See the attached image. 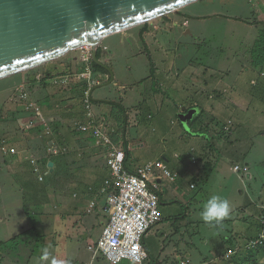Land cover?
I'll use <instances>...</instances> for the list:
<instances>
[{
  "label": "crops",
  "instance_id": "1",
  "mask_svg": "<svg viewBox=\"0 0 264 264\" xmlns=\"http://www.w3.org/2000/svg\"><path fill=\"white\" fill-rule=\"evenodd\" d=\"M182 16L185 21L183 26L177 22L176 25L168 21H163L160 24L152 22L148 23L147 28L143 27L137 31V37L146 46L147 50L154 46L158 54H161V52L166 54H161L160 59H158L161 63L165 64L169 60V55L172 57V65L162 70L163 77L158 75L160 71L157 65L154 66L153 64L152 75L147 81L152 80L153 84L158 82V88L153 92L151 86V90L149 89L147 92L148 96L144 97L139 104L126 107L125 95H120V99L115 100L100 96L95 98L97 89L108 87L115 82L116 77H112L109 71L106 75L94 76L95 83L89 88L91 110L95 115L96 127L110 139L112 145L126 153L127 161L129 160L128 169L135 172L139 167L153 164L156 171L161 222L153 227L144 239V247L148 253V258L145 260L147 264H153L151 260H155V264H214L213 258L209 260L206 257V251L212 253L215 258L221 257L219 255L222 254H214V250L212 251V248L217 247V245L211 240H214V238L224 240L219 231L222 225L225 224V220L222 221L223 224H221L222 222L217 224L215 231L211 224L202 220L200 212L205 205L202 203V198L205 196V187L209 184V181L211 182L214 175L219 172L224 173V165H221L216 150L226 148V143L224 144L223 140L227 137L231 138L239 123H236L234 118H230L228 125H225L222 131L215 129L213 125L217 121L216 115L221 110H237L241 105H250L249 98L245 96L243 91H240L239 86L219 87L216 82L213 84L212 91L206 92L203 90L201 86H209L208 81L205 79L204 72H192V68H194L193 58L187 60L184 69L179 71L174 69L177 62L182 58L179 53H176V49L170 50L168 48L173 42L179 44L178 39L173 41L176 40L172 37L174 29L176 27L183 28L182 30L186 35L193 32L187 20L188 16L185 14ZM143 29H146L144 33ZM128 32L120 34L124 38H132L135 34L129 36ZM102 49L105 50L107 47ZM103 54L106 55L105 52ZM253 59L251 55V62ZM100 61L105 65L109 64L104 59H100ZM253 66L256 65L253 64ZM249 68L252 67L249 66ZM46 73L50 75L47 79L55 77L49 71ZM64 73L66 74L64 78L69 77L70 79L66 84L56 81L55 84H58V86L52 85L47 80L41 82L45 77V73L41 78L37 76V82H33V78L27 82L25 81L22 88L25 90L29 101L40 105L41 117L32 112L29 124L23 128L17 127L18 131H15L13 136L18 135L19 137L21 134V139H24L23 142H20L21 144L19 143V146L13 139H11L12 141L4 139L1 142L0 154L2 159L5 158V164L0 162V252L5 248H10L9 244L16 238V235L19 232H24L27 228L24 219L27 218L24 210V200H21V198L17 202L16 198L22 192L17 194V190L21 189L22 183L25 184V189L31 184L33 186V183L41 184L36 177L46 172L45 175L49 178L51 192L46 191L45 195L42 194V198L46 201L45 206L60 205L61 212L69 215L67 217L68 224L65 225L68 227L72 222L73 224L68 229L71 227L74 231L82 233L81 237L88 239V251L93 255L91 263L98 260L100 264H113L95 250L97 241L109 219V214L105 210L106 195H102L104 181L110 177L106 149L97 146L92 135L77 131V125L87 122L85 95H81L80 90L82 88L77 89L80 84L75 80L74 76L76 74L74 75L68 69ZM183 74H188L193 81L191 86H194L193 91L188 90V94L181 98L174 95L169 96V90L176 87ZM226 74L230 75V73ZM159 76L161 78L166 76V81L165 79L162 83L159 82L160 80L157 81ZM38 82L41 85L37 87L40 89V102L35 101L28 90L32 85H39ZM236 84L239 85V81ZM250 84L255 87L259 85L258 80L253 79ZM21 101L23 103V114L28 116L27 101L24 99ZM189 111H194L193 117L183 122L180 116ZM197 112H200V114ZM140 115L143 116L142 122L144 123L136 118ZM196 119H199V127L192 128V130L188 127L190 130H185V126H190L192 121L194 122ZM35 120H37L36 123ZM133 120H137L135 124H132ZM32 121L34 127H31ZM179 122L184 128V133L175 136L174 133ZM148 123L150 126L147 125ZM229 124L235 125L229 126ZM36 125H40L41 128L48 125L51 130L49 135L46 134L45 128L40 130L44 153L42 157H40L39 151H34L31 142L27 139L28 137H34L32 130ZM132 125L141 126L142 130L136 135L132 133L133 137L128 139V129ZM171 137L173 140H171ZM14 139L16 140V138ZM137 139L141 140L142 143L136 144ZM7 146H9L8 149L6 148L7 150L3 151L2 147ZM160 146H164L163 149L158 148L160 151L155 153L153 150ZM132 148L138 155H140L139 151L149 154V157L141 155V161L138 162L131 156ZM249 153L244 154L245 159H242V165L245 167H251L250 163L252 161L250 160V163L246 162L247 157L250 159ZM226 158H229V160H223L227 165L226 169H228V163L233 162L229 156ZM45 161L47 162L46 165H44ZM259 163L263 164V161ZM160 164L166 167L170 175H166L162 171L159 167ZM236 166L238 164H234V167ZM51 193L52 202L50 200ZM93 203H95L94 207L92 206ZM17 204H20L21 215L17 213ZM85 214L93 215L91 221L85 220ZM57 220H59V217H57ZM64 220L65 218L62 221ZM89 227H91V232L88 230ZM62 228L65 229L64 226ZM158 235L164 239V247L159 252V256L153 257L152 248L150 249L148 244L151 245L153 240L155 241L157 238L159 240ZM75 236L77 238L79 234H75ZM95 236L97 240L93 242ZM65 238L64 245L68 247L66 250L68 253V251L73 250V247H76L79 241L74 240L75 238L72 241L67 237ZM227 238L232 240L234 237L227 236ZM168 239L170 240L169 244L165 245V241ZM226 241L225 239L223 243L226 244ZM248 242H243V245L245 246V243L248 244ZM230 250L231 248H229ZM234 252L236 253L235 250ZM100 256L104 260L100 259Z\"/></svg>",
  "mask_w": 264,
  "mask_h": 264
},
{
  "label": "rangeland",
  "instance_id": "2",
  "mask_svg": "<svg viewBox=\"0 0 264 264\" xmlns=\"http://www.w3.org/2000/svg\"><path fill=\"white\" fill-rule=\"evenodd\" d=\"M184 14L188 16L187 20L193 32L186 35L182 30L183 28L176 27L174 29L172 37L176 40L173 41L178 39L179 44L173 42L168 48L170 50L176 49V53L182 56L174 69L178 71L184 69L187 60L193 58L194 68H192V72H204L205 79L208 81L209 86H201L203 90L206 92L212 91L213 84L217 82L219 87L239 86L240 91H243L245 96L249 98L250 105H241L237 110L223 109L216 115L217 121L213 126L219 131H222L223 127L228 125L230 118H234V121L239 123V125L231 138L227 137L223 140L224 144L226 143V148L216 150L219 161L222 163L221 165H224V173L219 172L212 177L211 182L209 181V184L205 187V196L202 198V203L205 204L211 196L219 195L230 203L231 212L224 219L225 222L223 220L225 224L222 225L219 231L223 239L227 240L226 244L223 243L224 240L218 238L211 240L217 245V247L212 248L214 254L219 253L222 255L215 258L208 251L205 254L209 260L213 258L214 264H234V260H237L242 255L248 245L254 246L255 242H250L249 240L254 239L263 231L258 227L261 218L259 213L264 211V64L262 66H253V64L255 65L256 54L260 55L263 53L261 44L264 40V0H202L180 10L178 14H169L153 21V23L160 24L163 21H168L171 24L176 25L175 23L177 22L183 26L185 21L181 15ZM143 27L144 25H141L128 30L129 36L135 33L132 38H124L119 33L104 40L102 48L107 47V49L104 50L106 55L104 56L103 54L101 60L104 59V61L109 63L107 66L112 70L116 80L108 87L97 89L95 98L100 96L115 100L120 99V95H125V106L127 107L139 104L144 97L148 96L147 92L152 87L153 92L157 90L158 82L153 84L152 80L147 81L152 75L153 64L154 66L157 65L160 71L158 75L163 77L162 70L172 65V57L169 55V60L163 64L158 60L163 54L162 52L158 54L154 46L147 50L146 46L137 37V31ZM82 55L83 50L79 49L46 66L0 81V145L4 139H13L18 146L21 144L20 142L24 141L23 138L21 139V134L19 137L18 135L13 136V134L18 131L17 127H26L32 117V112H29L28 116L23 114V103L21 101L23 98L19 94V90L25 81L27 82L35 76L41 78L44 73L45 76L47 75L46 72L49 71L55 77L47 79V81L51 82L52 85L58 86V84H55L56 81L60 83L59 81L64 82V80L70 79L69 77L64 78L66 75L64 72L67 69L74 75L83 73L86 66L82 61ZM251 55L254 58L252 66ZM248 65L252 68H249ZM226 73H230V75ZM160 76L157 81L160 80V83L164 79L166 81V76L164 78ZM252 79L258 80L259 85L256 87L251 86L250 82ZM237 81H239V85L236 84ZM77 82L80 84L77 88L78 90L84 84H87L84 80ZM192 84L193 81L188 74H183L176 87L167 92L169 96L174 95L177 98H181L188 94V90L193 91L194 86L191 87ZM40 86V84L37 86L32 85L28 88L31 96L35 101L39 102L41 101V96L40 89L37 87ZM20 97L22 98L21 100ZM94 105L96 106V104ZM96 109L99 111L97 107ZM96 109L94 108L95 112ZM197 113L200 114V112ZM208 114L207 119L209 118ZM142 117L140 115L136 118H139V121L144 123L142 122ZM198 120L190 122V126H185V130L189 131L192 128H198ZM136 121L133 120L132 124H135ZM36 122L37 120H35ZM147 125L150 126L149 123ZM234 125L229 124V126ZM182 127L179 122L174 133L175 136H178L179 133H184V128ZM34 129H31L34 137H28L27 139L31 142L34 151H39V155L42 157L44 153L41 145L40 130H44V128L36 125ZM141 130L142 128L139 125L130 126L127 134L129 136L128 139L133 137L132 133L136 135ZM146 130L151 131L150 129ZM171 140H173L172 137ZM139 142L142 143L141 140L137 139L136 144ZM8 147L6 148L8 149ZM163 147H157L153 151L157 153L160 151L158 148L163 149ZM12 152L14 151L12 150ZM131 152L132 158L138 160V162L141 161V155L149 157V154L139 151L140 155H138L133 148ZM248 153L250 154V159L247 157L246 162L250 163L251 160V167L242 165V159H245L244 154ZM227 156L233 162L231 164L228 163V169H226L227 165L224 161L229 160V158H226ZM4 159H2L0 154V162L2 164H5ZM261 161H263V164L259 163ZM128 163L129 160L127 161ZM234 164H238L241 170L235 169ZM43 174L36 177L41 184L33 183V185L36 188L37 185L39 187L44 185L49 193L51 192L49 189V178L45 175L46 172L44 176ZM24 185L22 183L21 189L17 190V194L20 192L22 194L17 195L16 198L17 202L21 198V200H24L25 208L28 201L32 202L34 199V191L32 185L29 186L31 187L29 192ZM50 200L51 202L53 200L52 193L50 194ZM17 207V213L21 215L20 204ZM29 209L34 213H32V216L26 214L27 218H24L26 230L16 235V238L9 244L10 248H5L0 252V264H50L52 258L57 261V264H100L98 260L91 263L93 255L88 251V239L81 237L82 233L79 231L76 232L71 227L68 229L73 223L71 222V225L66 226L69 215L61 212L60 205L41 206V208L34 205L32 209ZM85 215V220L91 221L93 215ZM57 217H59V220H57ZM64 218L65 220L62 221ZM211 226L216 231L217 224L212 223ZM90 229L91 227L88 228L91 232L92 230ZM75 234H79V236L76 238ZM227 236L234 238L231 240ZM65 237L70 241L74 238V240L79 241L76 247H73V250L71 252L68 251V253L66 251L68 247L64 245ZM94 238L93 242H96L97 237L95 236ZM169 241V239L166 240L165 245L169 244ZM243 242H248V244L245 243L246 247ZM163 243L164 239L159 236V240L157 238L155 241L153 240L151 245L150 243L148 244L149 248H152L153 257L159 256V252L164 247ZM45 248L49 250L50 260L42 262L39 258ZM229 248H231L230 251ZM225 255L226 257H224ZM100 259L104 260L101 256ZM154 261L151 260V263L155 264ZM124 264L131 263L126 261Z\"/></svg>",
  "mask_w": 264,
  "mask_h": 264
},
{
  "label": "water",
  "instance_id": "3",
  "mask_svg": "<svg viewBox=\"0 0 264 264\" xmlns=\"http://www.w3.org/2000/svg\"><path fill=\"white\" fill-rule=\"evenodd\" d=\"M202 0H0V81L92 47L98 59L106 38L152 23ZM194 111L180 116L183 122Z\"/></svg>",
  "mask_w": 264,
  "mask_h": 264
},
{
  "label": "built area",
  "instance_id": "4",
  "mask_svg": "<svg viewBox=\"0 0 264 264\" xmlns=\"http://www.w3.org/2000/svg\"><path fill=\"white\" fill-rule=\"evenodd\" d=\"M82 61L85 69L81 75H75L76 81H85L89 88L94 85L92 70V47H84ZM69 80H64L63 84ZM90 90V89H89ZM89 90L85 94L84 103L87 110V122L76 126L77 131L92 135L97 146L106 149L110 177L104 181L102 195L106 197V212L109 219L97 241L95 250L113 264L124 262L143 264L148 258L144 247L147 233L161 222L160 198L157 193L156 171L153 164L139 167L132 172L127 167V156L112 145L110 139L96 127L95 115L91 110ZM20 96L27 101L26 110L41 117L39 105L29 101L25 90L21 87ZM34 127V122H31ZM46 134H51L48 125L44 126ZM6 151V147H2ZM166 175H170L166 167L159 165ZM235 169H240L238 166ZM194 187V186H193ZM95 206V203L92 204Z\"/></svg>",
  "mask_w": 264,
  "mask_h": 264
},
{
  "label": "trees",
  "instance_id": "5",
  "mask_svg": "<svg viewBox=\"0 0 264 264\" xmlns=\"http://www.w3.org/2000/svg\"><path fill=\"white\" fill-rule=\"evenodd\" d=\"M148 24H145L144 27L147 28ZM146 31V29H143V33ZM264 40L262 42V48H263V53L260 55L255 56V65L256 66H262L264 64ZM104 53V50L102 48H100L99 52H98V59L102 58V55ZM92 70H93V76H98L99 74L101 75H106L108 74L107 70L104 69L103 67L99 66L98 64H96L94 61H92ZM153 70V68H152ZM50 75H45V77L43 78V80H41V82H46L47 78H49ZM37 76H35L32 81L33 82H37ZM89 90V86L88 84H84V86L82 87L81 91V95L84 96L86 94V92ZM117 109L120 110L119 107L116 106ZM47 162L45 161L46 165ZM241 170V167L238 166ZM209 177V176H208ZM32 185V184H31ZM30 186V185H29ZM28 186V192L30 190L31 187ZM33 191H34V196H33V200L28 201V203L26 204L24 210L26 212L27 215H33L29 208L32 209V207L35 205V207H39L41 208V206H45L46 201L42 198V194L46 192V189L44 187V185H41L40 187L37 185V188L33 185L32 186ZM32 203V205H31ZM38 213V212H37ZM36 213V214H37ZM259 217L260 218V225L258 228H261V230H263L261 233H259V235L257 237H255L252 240H249L250 242H255L254 246H249L246 247V250L242 253V255L237 258V260H234V264H264V211H261L259 213ZM263 236V237H262ZM124 264V263H122Z\"/></svg>",
  "mask_w": 264,
  "mask_h": 264
},
{
  "label": "clouds",
  "instance_id": "6",
  "mask_svg": "<svg viewBox=\"0 0 264 264\" xmlns=\"http://www.w3.org/2000/svg\"><path fill=\"white\" fill-rule=\"evenodd\" d=\"M231 212L230 203L227 199L219 195H213L208 199L200 212V216L205 223L220 224ZM42 262L50 260L48 248L43 249L42 255L39 258ZM50 264H57V261L52 258Z\"/></svg>",
  "mask_w": 264,
  "mask_h": 264
}]
</instances>
